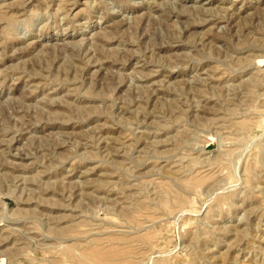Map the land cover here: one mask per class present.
I'll list each match as a JSON object with an SVG mask.
<instances>
[{
    "label": "rangeland",
    "instance_id": "374dc122",
    "mask_svg": "<svg viewBox=\"0 0 264 264\" xmlns=\"http://www.w3.org/2000/svg\"><path fill=\"white\" fill-rule=\"evenodd\" d=\"M0 264H264V0H0Z\"/></svg>",
    "mask_w": 264,
    "mask_h": 264
},
{
    "label": "bare ground",
    "instance_id": "6f19581e",
    "mask_svg": "<svg viewBox=\"0 0 264 264\" xmlns=\"http://www.w3.org/2000/svg\"><path fill=\"white\" fill-rule=\"evenodd\" d=\"M83 257V256H82ZM88 257V256H87ZM113 262V261H112Z\"/></svg>",
    "mask_w": 264,
    "mask_h": 264
}]
</instances>
